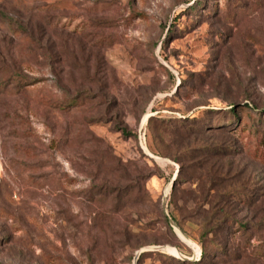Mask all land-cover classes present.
<instances>
[{
	"label": "rangeland",
	"instance_id": "rangeland-1",
	"mask_svg": "<svg viewBox=\"0 0 264 264\" xmlns=\"http://www.w3.org/2000/svg\"><path fill=\"white\" fill-rule=\"evenodd\" d=\"M241 1L0 0V264H264V0Z\"/></svg>",
	"mask_w": 264,
	"mask_h": 264
},
{
	"label": "trees",
	"instance_id": "trees-1",
	"mask_svg": "<svg viewBox=\"0 0 264 264\" xmlns=\"http://www.w3.org/2000/svg\"><path fill=\"white\" fill-rule=\"evenodd\" d=\"M195 2H197V1H195ZM242 4H243V2L241 0H239V6H241ZM203 5H204V3L203 2L201 3V1H200L199 3L197 2V5H194V3H193L192 5L189 6V8L193 9V10H196L198 7L201 8V6H203ZM7 81L8 80H5L3 85H6ZM14 81L17 82L18 87L23 86V87H21V89H23L24 88V83L26 82L25 85H27V82L29 80L26 77L22 76V75H18V77ZM11 82H10V84H11ZM71 103H77L76 96L68 101V104H71ZM246 106L249 107V105H246ZM236 107L237 106L233 105V106H231V108L229 110V112H230L232 117L236 115L235 114V112H236L235 108ZM153 119H154L153 116L149 117V119H148L149 122L148 123L150 124L153 121ZM188 119H193V121H195L197 119V117H188ZM121 130H122L124 135H130V132L126 129V127H122ZM137 190L138 189H137L136 186L128 184V185H126L124 187L117 186L116 188H114V190L112 192H107V193H109L110 195H114L113 197H114V199H115L117 204L121 203L123 200L131 201L132 203H134L136 198H137V196L140 195V190H138V191ZM221 202H222V200L219 201L218 205H221ZM213 209H217V205L215 206V208L213 207ZM229 209H227V210L225 209L224 210L223 207H220L218 209V211L212 212L210 214V216H207V218H205V220H202V223H200L202 225V233H201L202 238L209 237L210 234H212L214 232H217L222 227L223 223L227 222L232 217V216L230 217V215H229ZM172 216L175 219V221L179 225H181L179 219L173 214H172ZM164 218H165L166 225H168L171 228V224H170V221H169L168 217L164 216ZM237 224H239V220H236V225ZM239 227H241L244 230L246 229V226H243V224H240V225L237 226V228H239ZM203 247H204V245H203ZM223 247H220V249L222 251H224V249H225ZM206 254H207V249H206V247H204L203 250H202V256L204 257ZM170 258L174 262H176L178 264H190V262L184 261V260L176 258L174 256H170Z\"/></svg>",
	"mask_w": 264,
	"mask_h": 264
},
{
	"label": "water",
	"instance_id": "water-1",
	"mask_svg": "<svg viewBox=\"0 0 264 264\" xmlns=\"http://www.w3.org/2000/svg\"><path fill=\"white\" fill-rule=\"evenodd\" d=\"M150 116H151V115L148 116L147 120L149 119ZM150 155H151L152 157H154V155H152V154H150ZM174 179H175V178H174Z\"/></svg>",
	"mask_w": 264,
	"mask_h": 264
}]
</instances>
